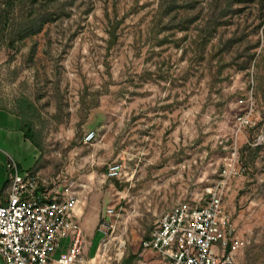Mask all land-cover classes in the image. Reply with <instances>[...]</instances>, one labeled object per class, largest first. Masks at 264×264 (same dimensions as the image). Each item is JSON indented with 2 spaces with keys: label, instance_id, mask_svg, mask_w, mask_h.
<instances>
[{
  "label": "rangeland",
  "instance_id": "374dc122",
  "mask_svg": "<svg viewBox=\"0 0 264 264\" xmlns=\"http://www.w3.org/2000/svg\"><path fill=\"white\" fill-rule=\"evenodd\" d=\"M7 1L0 109L30 102L43 178L87 185L82 199L98 222L85 224L99 236L85 237L87 264H166L140 241L173 205L203 197L227 164L239 170L223 201L236 259L264 264V0L262 10L260 0L233 3L204 48L197 29L215 0ZM112 162L123 172L105 179Z\"/></svg>",
  "mask_w": 264,
  "mask_h": 264
},
{
  "label": "built area",
  "instance_id": "2783aa9c",
  "mask_svg": "<svg viewBox=\"0 0 264 264\" xmlns=\"http://www.w3.org/2000/svg\"><path fill=\"white\" fill-rule=\"evenodd\" d=\"M248 114L238 118L243 127L252 125ZM95 139L90 132L85 143ZM10 174L6 201L0 203V259L4 264H87L88 242L76 218L79 188L85 187L67 173L41 178L38 173L19 171L9 159ZM123 172L119 162L110 163L104 178L118 179ZM239 170L227 164L213 188L203 197L173 205L155 223L140 247L157 254L166 264H239L234 229L227 219L223 201L227 180ZM106 217L117 216L113 207ZM99 228H102L100 226ZM107 230L115 231L109 223ZM69 239L66 252L54 257L61 240Z\"/></svg>",
  "mask_w": 264,
  "mask_h": 264
},
{
  "label": "crops",
  "instance_id": "0c3cea01",
  "mask_svg": "<svg viewBox=\"0 0 264 264\" xmlns=\"http://www.w3.org/2000/svg\"><path fill=\"white\" fill-rule=\"evenodd\" d=\"M21 127L22 123L18 116L11 111L0 109V203L6 201L10 189L11 173L5 169V164L9 159L16 163L20 172L36 170V173L43 178L41 170L38 169L40 150L24 137ZM81 185H83L82 182ZM84 190L83 188H79L80 203L78 205L76 218L78 219L84 236L91 239V242L97 244V242H99V236L95 234L91 228L86 226L85 217L91 219L93 226L97 224L98 217L91 215V211L86 209L85 201L82 199ZM69 243L70 241L68 238L61 240L54 257L66 252ZM90 261H93L92 257ZM0 264H4L1 259Z\"/></svg>",
  "mask_w": 264,
  "mask_h": 264
},
{
  "label": "trees",
  "instance_id": "16d2710c",
  "mask_svg": "<svg viewBox=\"0 0 264 264\" xmlns=\"http://www.w3.org/2000/svg\"><path fill=\"white\" fill-rule=\"evenodd\" d=\"M242 1L243 0H215L213 6L211 7L210 14L207 17L203 18L202 23L200 24V28L197 29L196 38L199 39L202 48H204L207 43H209L212 38H214L218 28L227 25L228 20L232 17L233 14L237 12L233 10V3H241ZM8 2L9 5L13 4V0H8L7 3ZM260 7L262 10L263 0H260ZM218 46L222 49H229L232 46V39L227 40L225 44L219 42ZM32 109L33 106L30 102H28L26 99H20L16 101L15 109L11 112L20 118L22 123L21 130L24 137L29 140L34 146H36L41 152V147L36 141L33 129L30 125L31 122L27 117L28 113ZM30 172L36 173V170H30Z\"/></svg>",
  "mask_w": 264,
  "mask_h": 264
}]
</instances>
